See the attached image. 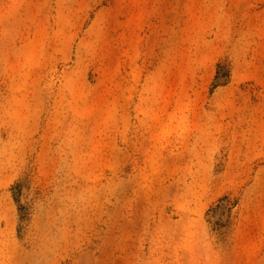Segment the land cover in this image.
Returning a JSON list of instances; mask_svg holds the SVG:
<instances>
[{
	"label": "rangeland",
	"instance_id": "1",
	"mask_svg": "<svg viewBox=\"0 0 264 264\" xmlns=\"http://www.w3.org/2000/svg\"><path fill=\"white\" fill-rule=\"evenodd\" d=\"M0 264H264V0H0Z\"/></svg>",
	"mask_w": 264,
	"mask_h": 264
},
{
	"label": "trees",
	"instance_id": "2",
	"mask_svg": "<svg viewBox=\"0 0 264 264\" xmlns=\"http://www.w3.org/2000/svg\"><path fill=\"white\" fill-rule=\"evenodd\" d=\"M219 74H220V73H219ZM222 76H223V74H222V75H219V76H218V74H217L216 78H217V79H218V78L220 79Z\"/></svg>",
	"mask_w": 264,
	"mask_h": 264
}]
</instances>
